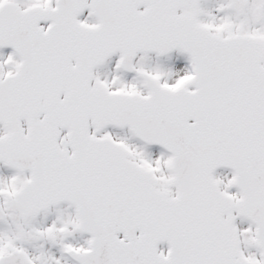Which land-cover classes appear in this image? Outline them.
Returning <instances> with one entry per match:
<instances>
[{
    "label": "snow or ice",
    "instance_id": "obj_1",
    "mask_svg": "<svg viewBox=\"0 0 264 264\" xmlns=\"http://www.w3.org/2000/svg\"><path fill=\"white\" fill-rule=\"evenodd\" d=\"M0 264H264V0H0Z\"/></svg>",
    "mask_w": 264,
    "mask_h": 264
}]
</instances>
